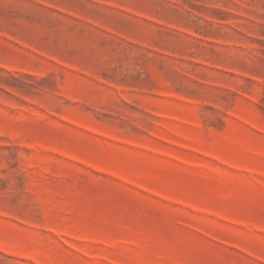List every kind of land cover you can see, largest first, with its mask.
Segmentation results:
<instances>
[{
    "label": "rangeland",
    "instance_id": "rangeland-1",
    "mask_svg": "<svg viewBox=\"0 0 264 264\" xmlns=\"http://www.w3.org/2000/svg\"><path fill=\"white\" fill-rule=\"evenodd\" d=\"M0 264H264V0H0Z\"/></svg>",
    "mask_w": 264,
    "mask_h": 264
}]
</instances>
